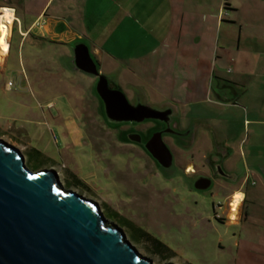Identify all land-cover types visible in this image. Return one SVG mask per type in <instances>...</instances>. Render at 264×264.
I'll list each match as a JSON object with an SVG mask.
<instances>
[{"label":"rangeland","instance_id":"obj_1","mask_svg":"<svg viewBox=\"0 0 264 264\" xmlns=\"http://www.w3.org/2000/svg\"><path fill=\"white\" fill-rule=\"evenodd\" d=\"M262 7L263 1H246L243 12ZM222 11L224 17L228 11L224 7ZM140 36L136 34L129 43L128 35L116 34V42L110 47L101 41L118 58L112 65L107 62L101 74L112 82L108 74L124 67L114 88L129 98L140 94L149 106L173 102L183 117L208 116L216 128L223 124L228 116L209 101L215 98L214 93L210 98L208 94L213 71L205 59L209 48L203 45L192 50L184 44L160 42L152 45L148 35L146 49L139 42ZM21 39L15 28L6 66L2 65L7 53L1 56L0 139L21 152L26 167L34 172L54 171L62 189L96 203L104 219L121 229L151 264H234V244L241 227L225 222L235 217L227 212L226 200L233 185L218 179L206 191L190 192L183 173L186 165L201 169L213 142H220L221 136H215L202 122L189 150H181L171 141L176 167L163 174L146 153L123 144L117 131L106 124L95 93V78L74 68L72 46L32 49L28 43L23 46ZM32 53L36 55L34 65L28 59ZM156 54L162 55L158 83L164 89L155 88L158 66L153 71L147 66L157 61ZM162 74L170 82H164ZM9 82L14 87L9 89ZM197 100L204 103L192 105ZM207 108L217 112H207ZM240 130L235 126V134ZM209 156L221 161L217 155ZM242 229V233L250 230L246 226ZM136 231L150 240L142 236L135 241ZM153 240L166 249L156 252ZM243 259L240 257L238 264ZM246 260L253 264V257Z\"/></svg>","mask_w":264,"mask_h":264},{"label":"crops","instance_id":"obj_2","mask_svg":"<svg viewBox=\"0 0 264 264\" xmlns=\"http://www.w3.org/2000/svg\"><path fill=\"white\" fill-rule=\"evenodd\" d=\"M246 1L250 0H225L224 7V0H0V10L7 13L6 18L14 19L2 66L7 64L15 28L22 38L21 44L28 43L32 49L85 44L98 63L99 72L107 62L112 65L118 61L101 43L104 40L112 46L116 34L128 35L129 43L140 34L139 42L146 49L148 35L152 45L184 44L192 50L207 46L209 54L205 59L213 70L211 75L209 72L208 94L209 98L212 93L215 95L209 101L228 117L218 128L211 124L212 118H207V114L206 118L192 117V121L196 123L195 131L205 122L207 129L221 136L220 142H213L211 153L220 157L224 171L232 177L226 182L233 185L226 200L227 212L235 217L225 220L226 224L250 228L245 233L240 229L234 244V264H238L240 257L244 258L241 264H248V256L253 257V264H264V7L244 13ZM222 7L228 11L224 17ZM42 21V27L35 26ZM35 57V53L28 57L33 65ZM156 57L157 61L147 64L151 71L155 65L159 71L162 55ZM122 68L116 67L108 74L114 84L120 81ZM160 75L159 71L156 89H164L158 83ZM162 76L163 81L170 82L167 75ZM201 103L204 101L197 100L192 105ZM237 125L241 130L235 134ZM196 138L195 133L194 141ZM236 197L240 204L235 210L232 204ZM243 250L246 254L241 256Z\"/></svg>","mask_w":264,"mask_h":264},{"label":"water","instance_id":"obj_3","mask_svg":"<svg viewBox=\"0 0 264 264\" xmlns=\"http://www.w3.org/2000/svg\"><path fill=\"white\" fill-rule=\"evenodd\" d=\"M77 71L97 78L95 93L108 121L143 122L169 114L129 104L125 94L112 89L99 72L85 44L73 48ZM164 169L173 157L162 134L144 145ZM220 175L225 173L220 169ZM210 179H199L194 188L206 191ZM0 264H151L140 256L121 229L108 223L96 203L65 191L52 170L31 171L21 152L0 139Z\"/></svg>","mask_w":264,"mask_h":264},{"label":"flooded vegetation","instance_id":"obj_4","mask_svg":"<svg viewBox=\"0 0 264 264\" xmlns=\"http://www.w3.org/2000/svg\"><path fill=\"white\" fill-rule=\"evenodd\" d=\"M98 79L95 78V85ZM94 85V88H95ZM110 88H114V83L109 81ZM139 93V92H138ZM129 104L132 106H136L138 104H142L148 107H151L156 110H160L161 112H168L169 114H158L159 119H148L143 122L136 121H126V122H116V121H108L103 113V104L101 102L100 113L106 122V124L117 131L119 140L131 147H135L146 153L151 160L157 165L158 170L167 174L170 171H173L176 167V159H175V151L171 146V141L175 146L181 150H189L192 148L194 144V134H195V125L196 123L192 121V118L187 116H182L176 106L171 103H161L157 105H146L141 98L140 94L129 98L125 95ZM99 98V97H98ZM100 100V99H99ZM101 101V100H100ZM190 119V120H189ZM161 133L165 144L168 146L172 157H173V166L169 169H164L158 165V163L151 157V155L146 151L144 145L150 140V138L156 134ZM219 147V146H218ZM212 153L207 154L204 157V161L202 162V168L196 170L189 166L183 167V173L187 176L189 180V191H197L194 188V184L199 179H210L212 181V188L218 179L230 180L232 177L228 176L224 171L222 162L217 158H212L209 156ZM192 159V156H191ZM192 161V160H191ZM220 169L225 173V176L220 175ZM232 180V179H231ZM209 188V189H210ZM225 220V219H224Z\"/></svg>","mask_w":264,"mask_h":264},{"label":"bare ground","instance_id":"obj_5","mask_svg":"<svg viewBox=\"0 0 264 264\" xmlns=\"http://www.w3.org/2000/svg\"><path fill=\"white\" fill-rule=\"evenodd\" d=\"M6 15L7 13L4 15V12L1 9L0 10V57L3 53L7 51V47L9 44V37H10V29L12 28V24L14 20V19L6 18L7 17ZM239 204H240V198L236 197L232 204V208L236 210Z\"/></svg>","mask_w":264,"mask_h":264},{"label":"trees","instance_id":"obj_6","mask_svg":"<svg viewBox=\"0 0 264 264\" xmlns=\"http://www.w3.org/2000/svg\"><path fill=\"white\" fill-rule=\"evenodd\" d=\"M225 6H226V3L224 4V7ZM137 234L138 235L135 236V241H137V242H139V240L142 238V236H144L145 238H147L146 240H150L149 237H147V236H145L143 234L140 235L138 232H137ZM152 245L154 246V249H155L156 252H160L162 249H166L162 243H160V242H158L156 240H153V244Z\"/></svg>","mask_w":264,"mask_h":264},{"label":"built area","instance_id":"obj_7","mask_svg":"<svg viewBox=\"0 0 264 264\" xmlns=\"http://www.w3.org/2000/svg\"><path fill=\"white\" fill-rule=\"evenodd\" d=\"M224 4H225V0H224ZM13 23H14V20H13ZM13 25V24H12ZM44 25V21H42V22H37L36 24H35V26L36 27H42ZM12 87H14V84L12 83V82H9L8 83V88L10 89V88H12Z\"/></svg>","mask_w":264,"mask_h":264}]
</instances>
